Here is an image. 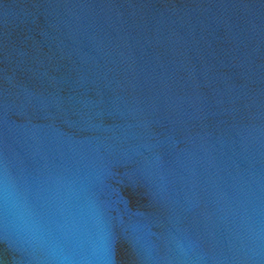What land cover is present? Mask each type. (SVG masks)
Instances as JSON below:
<instances>
[{"label": "water", "instance_id": "obj_1", "mask_svg": "<svg viewBox=\"0 0 264 264\" xmlns=\"http://www.w3.org/2000/svg\"><path fill=\"white\" fill-rule=\"evenodd\" d=\"M0 264H264V0H0Z\"/></svg>", "mask_w": 264, "mask_h": 264}]
</instances>
